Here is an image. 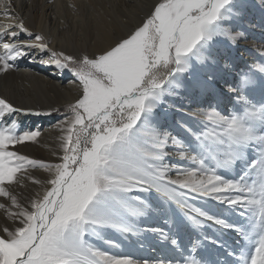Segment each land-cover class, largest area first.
I'll return each instance as SVG.
<instances>
[{
  "label": "snow or ice",
  "instance_id": "1",
  "mask_svg": "<svg viewBox=\"0 0 264 264\" xmlns=\"http://www.w3.org/2000/svg\"><path fill=\"white\" fill-rule=\"evenodd\" d=\"M238 16L235 0H157L126 37L99 54L73 55L51 48L12 0H0V73L8 75L20 61H38L70 72L78 90L58 121L54 162L15 150L36 142L41 131L21 130L13 117L61 110L0 97V264H207L197 257L198 242L181 260L155 261L110 253L92 242L120 248L106 236L109 230L138 235V221L152 210L141 193L152 192L176 205L195 230L234 231L244 243L232 264H264V103L250 105L243 94L254 89V74L230 82L228 63L223 71L213 67L220 47L230 50L244 38L233 26ZM189 88L209 104L200 113L199 131L177 122L192 137L185 143L165 118L170 110L184 112L168 98L179 99ZM225 100H235L243 111L213 107ZM28 169L47 175L36 179ZM22 179L43 191L22 201L14 194ZM197 199L215 205L189 203ZM226 213L241 222H230ZM149 230L179 251L176 238L160 229L143 231Z\"/></svg>",
  "mask_w": 264,
  "mask_h": 264
},
{
  "label": "bare ground",
  "instance_id": "2",
  "mask_svg": "<svg viewBox=\"0 0 264 264\" xmlns=\"http://www.w3.org/2000/svg\"><path fill=\"white\" fill-rule=\"evenodd\" d=\"M251 1L256 0L240 1V5L236 8L239 16L233 21V26L244 33V38L235 46L239 53L238 63L234 64L231 54L229 55L222 50L216 53L219 64L217 69L213 66L215 70L218 71L222 68L224 63H228L229 67L233 65L234 73L231 72L233 76H227L230 82L234 77L239 78L244 67L247 69L248 65L259 62L258 54L264 51V17L252 12ZM257 1L264 4V0ZM12 2L15 11L24 17L30 30L45 35L51 48L57 51L64 50L68 54H80L83 50L99 54V50L113 44L120 38L126 37L128 32L140 23L149 8L157 0H12ZM43 58L46 59L47 57ZM72 80L73 77L67 70L60 71L54 66H45L38 61H20L18 67L8 75L5 76L0 73V97H5L17 105L31 108L36 105L37 109L43 111L59 109L61 105L74 102L77 96L78 90ZM193 93L195 94V92ZM193 96H189L192 100H190L191 102L188 101L189 104L184 103L185 105L182 103L183 101L177 102L175 99H168L170 103L182 104L184 111H187L190 117L195 118L197 115L201 117L200 113L208 105L209 100L200 99L202 95L199 93ZM262 97L264 101V94L261 99ZM212 103L213 107L219 108L215 102ZM237 103L235 100L231 102L225 100L222 110L224 111L227 107V110L232 112ZM172 113L174 112L170 110L168 114ZM13 118L18 120L21 130L38 127L41 132L51 137L53 121L50 119L41 121L38 120L39 118H32L30 115L23 114H16ZM207 203L210 204V207L215 205L214 201ZM159 208L163 215L160 206ZM214 210L219 211L218 208H214ZM226 214L224 216L230 222H241L236 214L229 213V217ZM154 228L163 230L170 238H176L179 251L174 249L169 242L164 241L159 233H156V238L152 243H145L146 249L149 250L147 252L149 261L157 259L181 260L183 256L190 253L182 244L179 234L174 233L167 226L165 217ZM193 230L196 232V237L192 236V238L198 242L199 247L197 257L207 261V264H232L239 254L240 245L244 243L232 230L221 229L223 231L217 232L209 229L203 233V240L200 239V231ZM205 236L208 239H205ZM213 241H218V243H213ZM201 243L205 244L206 247L208 245L211 247L206 249L201 246ZM216 249H220L221 252ZM229 252H234L236 255H229Z\"/></svg>",
  "mask_w": 264,
  "mask_h": 264
},
{
  "label": "rangeland",
  "instance_id": "3",
  "mask_svg": "<svg viewBox=\"0 0 264 264\" xmlns=\"http://www.w3.org/2000/svg\"><path fill=\"white\" fill-rule=\"evenodd\" d=\"M240 1L241 0H235L236 8H237V6L240 5ZM251 2L252 3H250V6H251L252 12L257 13L258 15H260V17H264V4H261L257 0L251 1ZM84 49H86V48H84ZM219 50H222L223 52H226L229 55L231 54L232 59H234L233 60L234 64L238 63L239 53L237 52V49L235 46L232 47L230 50H226L223 47H220L218 49V51ZM87 51L88 50H83L81 53L87 52ZM87 53H90V52H87ZM73 55H77V53H73ZM258 55H259L258 56L259 62L255 63L254 65H248L249 67L247 66L246 67L247 69H244L245 68L244 67L243 71H242V73H249L250 75L254 74V76H253V80L255 82L254 89H248L243 94L245 96H247V99L249 100V104L250 105L254 104L256 107H260L261 104L264 102L263 97L261 99V96L264 94V88H262L260 86L261 85V78H264V73H261L259 71V66L264 65V51L259 52ZM224 66H225V63L223 65V67L220 68L218 71H223ZM215 68L217 69L218 65H215ZM230 68H232V69H230ZM233 69H234L233 65H232V67H229L227 69V71L229 70L228 75L233 76V73H234ZM231 72H233V73H231ZM186 79L189 80V78H185V80ZM193 92H195V94ZM197 93H199L197 90L189 88L188 93L186 92L183 97H181L179 99H177L175 97H169V99H175V100H177V102L183 101L182 102L183 104L184 103L189 104L188 101L191 102L190 101V100H192L191 97H194L193 95H197ZM189 96H191V97H189ZM187 97H189V98L187 99ZM202 98L204 99L205 97L202 96L200 99H202ZM67 104H69V103L61 105L60 108L65 109V106ZM35 106L36 105H34L33 108H36ZM217 106L219 108H221V109L218 108V110L223 112V110H222L223 102ZM186 107H188V105H186ZM198 108H200V107H198ZM206 108L208 109V105L205 106V109ZM205 109H203L202 112H204ZM37 110H41V109H37ZM235 110L243 111V109L239 103H237ZM41 111H43V110H41ZM63 111H62V113H63ZM62 113L56 114V112H53V114L51 116L30 115V116H32V118H34V117L37 119L39 118L38 120H41V121L44 119H50L51 121H53L52 126H51L53 128L52 133H51V137L46 135L44 132H41V135H40V137H38L36 142H28L24 145H17V146H15V150L18 151L22 155L28 156L31 159L43 160L46 162H54L56 160V156L54 155V153L59 151L58 137L61 134H60V131H58L59 130L58 121L62 118ZM165 119L167 120V122H168L167 125L171 129V131L174 134H176L179 138H181L185 143H189L192 140V137L184 129L180 128L178 126L177 122L183 121V123L185 125H187L188 127H190L194 131H199L200 127H201V117H199L197 115V116H195V118H192L188 115L187 111L174 112L172 114H167ZM54 128H55V130L56 129L57 130L55 131ZM209 130H211V129H209ZM42 139H43V141H42ZM52 142H53V144H52ZM43 144H45V145H43ZM50 146H51V148H50ZM40 150L43 152H41ZM252 152L254 154L253 153H251V154L255 155V151H252ZM27 171L31 175V177H34L36 179H44V177L47 174V173L45 174V172H43V170H41L42 171L41 172L40 169H28ZM18 175H20V174H18ZM229 175L231 176L232 173H229ZM36 191H43V187L38 186V185H33L31 179H26V180L22 179L21 184L19 186H15V193L14 194H16L22 201H26L27 198H29L30 196H33ZM141 195L146 197V199L148 200V202L152 206V210L149 212L147 217L140 218V220L138 221V226L142 230L138 235L122 236L118 233H115V232L109 230L106 233V236L109 239H112V240L116 241L119 245H121L120 248H112L109 245L104 244L102 241L96 240V239H93L92 242L94 244H96L98 247H100L101 249L109 251L110 253L127 254V255H131V256L135 257L136 259H139V260H149V256L147 255V252L149 250L146 249L147 245L145 243H152V241H154L156 238V235H155L156 233H153L150 230L149 231H143V230L154 228L157 225V223L163 221V218L165 217V223H167V226L170 227L171 231H174V233L177 232L179 234V238L182 240V244L184 245L186 250H188L190 252L192 244H193V242H195L194 238L196 237V232L192 229V227L190 225H188L184 221L183 213L180 211V209L177 208V206L174 204L166 203L155 192H152L150 194L141 193ZM3 199L4 198L0 197V202H3ZM189 203L194 204L197 207H202V208L210 207L209 203L204 202L200 199L190 200ZM159 206L161 207L163 215L160 212ZM226 216L229 217V213H227ZM2 219H3L2 214H0V221H2ZM209 229L216 230L215 227H209V226H205L202 230H199L201 240H203V237H202L203 233L207 232ZM221 231H223V230H220L217 232H221ZM192 236H194V238H192ZM201 246L206 248V249H207V247H211L209 245L206 247L205 244H202V243H201ZM216 250H220V249H216ZM220 252H221V250H220Z\"/></svg>",
  "mask_w": 264,
  "mask_h": 264
},
{
  "label": "trees",
  "instance_id": "4",
  "mask_svg": "<svg viewBox=\"0 0 264 264\" xmlns=\"http://www.w3.org/2000/svg\"><path fill=\"white\" fill-rule=\"evenodd\" d=\"M60 110H61V112L60 113H62V111L64 110V108H59ZM57 114V113H56Z\"/></svg>",
  "mask_w": 264,
  "mask_h": 264
}]
</instances>
